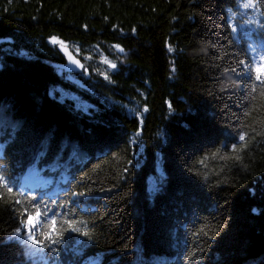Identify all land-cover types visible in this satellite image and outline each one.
I'll return each instance as SVG.
<instances>
[{
	"label": "trees",
	"instance_id": "16d2710c",
	"mask_svg": "<svg viewBox=\"0 0 264 264\" xmlns=\"http://www.w3.org/2000/svg\"><path fill=\"white\" fill-rule=\"evenodd\" d=\"M230 9L244 12L237 0H0V170L91 231L64 233L49 256L264 264V88L250 73L245 99L231 71L245 52L259 60L262 30L240 26L264 16ZM51 38L81 73L45 64L64 62ZM7 200L2 241L18 223ZM0 258L33 264L18 243Z\"/></svg>",
	"mask_w": 264,
	"mask_h": 264
},
{
	"label": "snow or ice",
	"instance_id": "6c2138e0",
	"mask_svg": "<svg viewBox=\"0 0 264 264\" xmlns=\"http://www.w3.org/2000/svg\"><path fill=\"white\" fill-rule=\"evenodd\" d=\"M237 8L243 9L244 12L237 13L230 9L229 20L237 14H247V10H252L264 16V11H262V9H264V0H237ZM254 24L262 30L261 38L264 39V20H256L250 17L245 21V24L240 27L243 28L247 26L251 31H255L254 28H251ZM228 27L231 28L233 34L238 32V28L234 24L229 23ZM233 38L235 39V37ZM50 42L53 45L58 44L60 46L61 51L67 56L70 64L78 68H84L79 60L69 54L67 45L64 41L58 38H51ZM113 47L120 53L124 52V49L119 45H113ZM249 47L251 48L252 46L249 45ZM169 51H172L171 47ZM256 55L257 52L253 49L251 58L249 59V53L245 52V58L239 59L237 66L231 69L236 76L237 88L241 91L242 95H244L245 99L247 98L248 91L251 93L256 92V87L254 85L249 89V83L251 82L250 73H255V81L259 82L262 88H264V44L261 45L258 61ZM103 62L108 64L112 69L116 68V64L106 58ZM84 71L87 72V69H84ZM225 71H228V69ZM104 78L107 80L109 77L107 74H104ZM261 95L264 96V90L261 91ZM144 111H148V109L145 108ZM247 114L246 112L245 115ZM139 135L140 132L137 131L136 136ZM239 139L244 141L245 134L241 133ZM133 143H135V141H133ZM233 147L235 150V146ZM243 147L244 145H241V148ZM215 155L216 154L213 153V156ZM236 159L239 160L240 157L237 156ZM5 193L8 196L6 202L16 214L14 219L18 221V223L12 228V231L7 234L6 241L0 240V251H2L5 246H8L9 243H18L23 245L26 257L32 260L33 264H36L34 258L37 257L40 260H44L45 257H48L51 264H61L58 256H49V254L57 253V246L63 243L65 239H71V237H64V233H75L91 240V231L88 229V225L84 221L75 218V213L72 208H67L65 210V203L59 201L58 195L56 198H53L47 192H35L24 184L20 177L13 178L11 174H6L3 170H0V201L5 200ZM72 195H84V193H73ZM70 203L75 207V200ZM49 204H51V207ZM57 209L63 211H57ZM186 258L191 259L190 256ZM0 264H5L2 258H0Z\"/></svg>",
	"mask_w": 264,
	"mask_h": 264
},
{
	"label": "water",
	"instance_id": "95a60500",
	"mask_svg": "<svg viewBox=\"0 0 264 264\" xmlns=\"http://www.w3.org/2000/svg\"><path fill=\"white\" fill-rule=\"evenodd\" d=\"M57 50L58 52L61 54L62 58L64 59L65 63L63 64H55V63H52V62H46L45 64L47 66H50L52 68H55V69H61L63 70L65 73H71V74H79L82 72V68H78L76 67L75 65L73 64H70L67 56H65L64 52L61 51V48L60 46L57 47ZM68 51H69V54H71L75 59H77L69 50L68 48ZM79 60V59H77ZM80 62V61H79ZM81 63V62H80Z\"/></svg>",
	"mask_w": 264,
	"mask_h": 264
},
{
	"label": "rangeland",
	"instance_id": "374dc122",
	"mask_svg": "<svg viewBox=\"0 0 264 264\" xmlns=\"http://www.w3.org/2000/svg\"><path fill=\"white\" fill-rule=\"evenodd\" d=\"M69 80H71V79H69ZM35 259V261H36V264L38 263V262H40V263H38V264H42V263H44V262H42V261H44V260H40L38 257L37 258H34ZM31 262H32V260H30ZM42 262V263H41ZM33 263V262H32Z\"/></svg>",
	"mask_w": 264,
	"mask_h": 264
}]
</instances>
